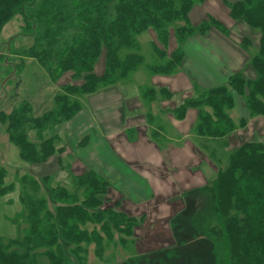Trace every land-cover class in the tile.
Wrapping results in <instances>:
<instances>
[{
  "label": "trees",
  "instance_id": "16d2710c",
  "mask_svg": "<svg viewBox=\"0 0 264 264\" xmlns=\"http://www.w3.org/2000/svg\"><path fill=\"white\" fill-rule=\"evenodd\" d=\"M205 1L208 0H0V33L10 19L19 15L21 33L32 37L31 44L17 53L19 63L13 68L18 71L26 58L34 59L58 87L53 95L54 108L41 114L35 115L26 99L9 111L0 110V127L9 142L18 148L20 159L31 167V171L20 174L16 182L5 184L6 169L0 165V195L14 191L17 183L21 206L20 232L15 237L0 235V264H113L99 263L113 243V247L119 245L132 251L129 261L122 259L115 264H154L158 259L166 263L168 260L163 258L176 255V250H180L175 248L183 241L184 226H187L182 221L171 226L170 247L148 250L138 247L134 229L146 219L145 214L124 209L120 198L139 195L133 192L134 181H142L145 193L154 197V190L151 191L141 169L129 174H132V182L127 181L126 176L119 180L106 178L95 165L87 167L86 163L80 165L74 161L62 164L65 148L58 146V136L49 135L39 142L29 138L31 130L43 131L72 123L84 109L83 99L88 103V99L99 92H112L115 86L123 84L124 79L145 62L136 36L149 29L154 30L155 37L150 44L151 60L145 67L155 76L186 71L184 47L191 37L207 38L211 32L219 31L226 36L237 34V43L246 50L256 45V53L249 59L254 77H246L242 70L230 71L226 72L223 82L209 87L190 77L194 80L192 95L184 96L174 108L165 107L163 112L165 116L170 114L183 119L187 111L194 108L197 110L193 129L196 134L241 140L228 150L226 164L214 170L211 186L202 180L200 185L192 187L193 191L205 193L209 198L206 208L198 211L195 218L210 215V222L206 228H198L199 231L196 226H187V235L194 237L203 248V244L209 243L211 251L224 232L228 264H264V142L253 138V134H246L249 124H255V130L263 133L262 124L257 123L264 121V0H220L234 21L230 28L209 14L196 24L191 22V10ZM102 58L103 69L98 73L96 63ZM174 94L166 86L150 85L141 89L140 96L150 103L169 101ZM239 98H242L244 114L235 123L229 111ZM154 118L157 117L149 110L143 116L147 131L152 129L151 136L148 132L147 135L163 148L159 140L164 142V139L158 137L161 127ZM88 134L81 137L84 144L89 142ZM167 152L155 153V167L176 188L175 194L167 198L172 202L183 192L172 174L177 169L188 174L190 169L187 162L179 164ZM193 152L192 149L191 154ZM47 164L58 172L65 166L67 174H60H66L64 180L73 187L49 185L50 176L35 167ZM183 202L177 211L168 212V219L180 213ZM219 215L223 226L218 232L215 227L211 228V222ZM174 227L179 228L177 234ZM209 253L212 262L217 264L219 253Z\"/></svg>",
  "mask_w": 264,
  "mask_h": 264
},
{
  "label": "rangeland",
  "instance_id": "374dc122",
  "mask_svg": "<svg viewBox=\"0 0 264 264\" xmlns=\"http://www.w3.org/2000/svg\"><path fill=\"white\" fill-rule=\"evenodd\" d=\"M216 1H218L220 6L224 8L226 18L232 23L227 25L221 19L220 20L227 27H232L234 21L229 16L227 7L220 0ZM200 6L201 5H196L194 7L195 10H198L197 13L189 15L193 24L200 22L208 15L204 14V11ZM21 24V17L16 15L5 24L0 33V78L2 79L0 81V110L9 111L21 100L26 99L32 105L34 114L38 115L46 110L54 108L53 95L58 87L49 80L45 71L34 59L26 58L24 65L18 71L13 68L19 63L17 53H19L22 48L29 46L32 42L31 36L21 33ZM255 32H257V30H255ZM154 37L155 32L153 29L139 33L136 36V39L140 44V52L145 56V62L139 65L133 73L124 79L122 82L123 84H121L123 86L117 85L114 87L115 91L108 92V94L104 93L102 95V92H99L96 95L98 100L96 107H106L108 110H111L114 113V125L121 123V125L119 124L120 127L118 132L109 137L107 142L103 138L105 134L102 133L104 122L97 114H95V116L91 114L88 103L83 99L84 109H86L85 112L83 111V118L85 120H90L93 124V126L88 128V137L90 138H88V141L90 144L95 141L97 142V145L85 146L82 149L83 154L92 153L94 150L103 155L105 160L109 163L117 161L118 158L115 155L121 157L131 165L141 169L142 176L148 179L147 182L151 187V191L154 190V197L150 198L143 189L144 183L142 181H134L135 187H132V189H134L133 192L139 195H135L133 196L134 198L131 199L120 198L124 209L133 213L145 214L146 219L142 223L140 222L134 229L138 241V247L141 250H148L149 248L157 246L159 248L164 246L165 248L170 247L168 245L169 241L173 240L171 226L172 224H175V222L182 221L183 223L185 222L187 226H196L198 231L200 228H206V224L210 222L208 220L210 215H207V218H195V215H198L196 214L198 211L206 208L209 198L205 193L193 191L192 187L200 185L202 180L208 181L204 184L211 186L210 181L214 176V170L221 168L226 164L227 156L229 154L228 150L239 145L241 142V140H237V138L213 139L196 134L193 129L194 124L196 123L197 110L194 108L189 109L186 117L183 119H177L175 117L176 115L169 114L165 116L163 112L165 110L164 108H174L182 102L184 96L192 95L191 87L194 80H198L207 87L210 85H216L210 84L214 82H209L204 79V76L210 72L216 73L218 70V72L223 75L225 72L242 70L246 77L252 78L255 75L250 67L249 59L255 55L256 45H252L246 50L237 43V34L226 36L219 31L211 32V35L207 38H195H198L199 43L203 47H206V49H209L211 53L221 55L224 62L223 67L213 68L204 60L195 58L192 68H189L188 66L185 67L190 75H188L186 71H179L171 76L151 75L146 69L145 64L151 60L150 44ZM224 44H228V46L225 47ZM2 56H5L6 58H3L2 60ZM98 61L96 63L95 71L100 73L103 69V58L99 62ZM6 69L7 72L5 73ZM10 69L11 71L8 73ZM190 77H193L194 80ZM69 81L71 80H67V82ZM150 85H154L155 87L166 86L175 92L174 97L169 101L160 100L159 102L150 103L146 102V100H141V89H145L146 86ZM128 89H130L129 94H125V91ZM117 95L119 96V99H116ZM127 95H130V97ZM241 101L242 98H239L238 101L235 100V106L229 111L230 116L235 123H237L240 116L244 114ZM147 110L153 112L154 116L157 117L154 118V121L161 127L158 137L164 139V142L159 140L161 141L163 148H160L154 140L151 139L152 137L150 138V131H152V129L148 128L147 131V128L145 127L143 116L147 113ZM80 116H82V113ZM261 122L262 123H257V125L262 124L261 128L263 131L261 132L263 133H260L259 130H255V124H249L246 134L248 136L253 134V138L264 142V121ZM76 123H78L81 129L87 127L85 122L79 117ZM244 131H246V129H244ZM147 132L150 136L147 135ZM49 135L58 136V146L64 145L65 160L61 159V163L70 164L73 162L71 155L72 148L68 147L66 150L70 138L72 140L71 136L69 137V135H66L61 131L56 132L55 126L43 131L31 130L29 132V138L35 142H39ZM84 142L85 141H82L81 137L78 139L79 145L84 144ZM98 146H100V148H98ZM192 149L194 152L191 154ZM163 150H167L169 156H171L173 160H177L179 164L187 162V167L192 170H188L189 173L187 174L183 169H177V171L172 174L177 181L178 188L183 191L177 196V199L172 202H168L167 198L175 194L176 188L172 186L170 179L159 173L155 167L157 161L154 155ZM111 151H113L115 155H113ZM185 157H188L189 160H185ZM182 158H184L183 161L180 160ZM0 165H3L6 169V176L3 179L5 184H8L11 181L16 182L17 177L20 174L29 173L31 171L30 165L20 159L18 148L9 142L7 134H5L2 127H0ZM35 167L39 168L43 174H48L50 176L49 181L51 183L48 181L49 185L56 186L62 184L66 185L68 188L73 187V184H68L69 181L67 182V180H64L68 172V169L66 170L65 166L61 167L59 172L54 170L51 164H47L46 166L35 165ZM114 167L124 169L121 163L114 164ZM65 172L66 174H60ZM98 175L100 178H103L100 174ZM127 181H131V179L127 178ZM155 189L159 190V192L155 191ZM78 191L81 193V190ZM114 191L115 190H113V192ZM18 194V185L15 183L14 191L8 190L0 195L1 236L15 237L20 232L19 213L21 206L19 204ZM82 196L83 194L81 197ZM182 202L183 208L180 213L177 214V216L174 215L168 219L170 215L168 212L171 213L172 211H177L181 208ZM222 223L223 219L220 215L218 218L213 217L211 228L215 227V230L218 231L220 230V227L223 226ZM165 224H168V226H165ZM187 226H184L183 241H179L180 243L175 248L180 250H176V252H178L176 255L172 256L171 254L170 256L163 258L165 261L168 260L170 264H214L215 262H212L213 258L209 252H218L219 262H217V264H228L226 255L228 252V242L224 232L222 236L217 238V241L214 242L212 250L210 251V244L207 240L206 242L208 244H203L205 247L203 248L200 244L198 245L194 237L192 238L187 235ZM174 230L177 234L179 228L174 227ZM114 245L115 244L113 243L108 246L104 252L103 261L99 263L108 261L115 264L122 259L128 260V258H130L129 256L132 255L131 249H129V252L127 247H124L127 248L124 250V248L119 245L113 247ZM200 250H203V253H201L202 255L200 254ZM91 259L92 255L90 254V260ZM166 263H161L159 259L154 262V264Z\"/></svg>",
  "mask_w": 264,
  "mask_h": 264
},
{
  "label": "crops",
  "instance_id": "0c3cea01",
  "mask_svg": "<svg viewBox=\"0 0 264 264\" xmlns=\"http://www.w3.org/2000/svg\"><path fill=\"white\" fill-rule=\"evenodd\" d=\"M200 7H201V9H203L204 14H211L214 17L221 19L227 25H230L232 23L228 18H226V13L224 12V8L222 6H220L218 1L208 0V1H205ZM197 12H198V10H195V8L193 7V9L191 10L189 15H193ZM224 46L227 47L228 44H224ZM185 55H186L185 67L188 66L189 68H192L195 58H200V59L204 60L209 66H211L213 68H221L224 66V62H223L221 55L211 53L210 50L206 49V47H203L199 43L198 38H195V37H191L190 39L187 40L186 46H185ZM186 72L188 75H190L187 70H186ZM225 77H226V72L222 75L217 70L216 73L210 72L209 74L205 75L204 79L206 81H209V82H214V83H210V84H217V83H220L223 80H225ZM129 92H130V89L126 90L125 94H129ZM104 93L108 94V92H103V93H101V95ZM127 96L130 97V95H127ZM116 99H119L118 95H117ZM97 101L98 100H97L96 96L90 97L88 99V103L92 104L94 106V108L90 107L89 104H88V107L90 108L92 115L95 116V114H97L102 119V121L104 122V128H102V133L105 134V136L103 138L107 142V139L109 137L113 136L116 132H118L119 129H118V125H114V121H113L114 113L111 110H108L106 107L105 108L96 107ZM85 110L86 109H83L84 112H85ZM83 111H81L78 114V116L72 120V123L66 124V125L63 124L60 127H56V132H58V131L64 132L66 135H69V137L70 136L72 137L74 135L76 136L74 138L72 137V140L70 138V140H69L70 142H68V145H67V146L72 148V154H71L72 160L76 164L80 163V165H82L85 162L87 167H92V165H95L98 168L97 171L101 172L103 174V176L106 178L109 177V178L119 180L121 177L125 176V173H126V178L131 179V181H129V182H132L133 181L132 180V178H133L132 177V174H133L132 171L137 169V167L131 165L130 163H128L126 160L122 159L121 157H118L117 155H115L113 153V151H111L113 153V155H115L118 158L117 161L113 162V163H109L107 160H105V157L103 155L97 153L94 150L92 151V153L90 152L89 154H83L82 149L85 146L97 145L96 141L92 144H90L88 142L84 146H78L77 145L78 139L80 137H82L83 134H86V131L89 132L88 128L93 126V124L90 120H85L83 118L84 117ZM81 113H82V116H80ZM78 117L85 122L87 127H83L82 129L80 128L78 123H76ZM119 124L121 125V123H119ZM83 130H85V131H83ZM98 148H100V146H98ZM119 163H121V165L123 166V168L125 170L122 168L114 167V164H119ZM131 172H132V174H131V176H129V174ZM127 185L130 187L132 186V184H130V183H127Z\"/></svg>",
  "mask_w": 264,
  "mask_h": 264
}]
</instances>
